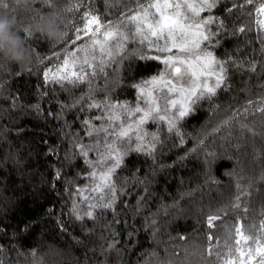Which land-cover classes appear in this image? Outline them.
Instances as JSON below:
<instances>
[{
    "label": "trees",
    "instance_id": "1",
    "mask_svg": "<svg viewBox=\"0 0 264 264\" xmlns=\"http://www.w3.org/2000/svg\"><path fill=\"white\" fill-rule=\"evenodd\" d=\"M152 1L8 0L12 9H0L33 53L26 66L0 59V264H258L264 255V0L206 9L203 45L225 66L213 95L119 136L120 108L136 104L163 52L134 23L103 53L79 30L89 12L118 25ZM50 16L58 44L39 32ZM70 57L77 68L94 57L104 70L83 65L82 80H52Z\"/></svg>",
    "mask_w": 264,
    "mask_h": 264
},
{
    "label": "rangeland",
    "instance_id": "2",
    "mask_svg": "<svg viewBox=\"0 0 264 264\" xmlns=\"http://www.w3.org/2000/svg\"><path fill=\"white\" fill-rule=\"evenodd\" d=\"M157 2V0L151 3ZM167 3L183 4L185 2L193 3L199 8V0H159L163 5ZM185 17H192L186 20V23L193 24L209 20L211 17L204 10L198 11V14L181 7L179 9ZM175 10L163 9V15L174 17ZM156 9L149 10V21L153 17L160 16ZM264 17V14H262ZM207 25V24H206ZM204 25L200 31L207 32V26ZM196 30L186 29L183 34L179 29L175 35L168 37L167 29L159 37H155V44L163 54H161L162 67L154 75L147 78L141 83L140 89L137 91L136 104L129 107L122 106L118 114L119 120L122 122V128L119 131V136H134L138 134L141 128L151 119L162 118L170 119L178 117L179 112L185 108L190 109L196 95L205 93L204 85L208 87H216V80L220 74V60L215 56L214 52L206 48L203 43L205 40H198L195 35ZM173 42L177 47H173ZM195 42V43H194ZM183 46L185 51H179V47ZM170 49V50H169ZM215 60V63H210L208 56ZM183 61V64L176 63L175 67L181 68V73L177 74L172 66L171 61L165 63V60ZM195 88V92H193ZM201 96V95H200ZM197 99H195L196 101ZM136 109H141L137 112ZM148 114V118L141 122L142 117Z\"/></svg>",
    "mask_w": 264,
    "mask_h": 264
},
{
    "label": "snow or ice",
    "instance_id": "3",
    "mask_svg": "<svg viewBox=\"0 0 264 264\" xmlns=\"http://www.w3.org/2000/svg\"><path fill=\"white\" fill-rule=\"evenodd\" d=\"M216 3V0H199V8H197L196 4L193 3H188L185 2L183 4H175V3H167L165 2L163 5L159 3V0L154 3H148V4H138V7L135 11V14H133V10H130L129 13L126 15V19L124 21L119 22L118 25L116 24H109V25H104L102 24L100 18H98L94 13L89 12L86 14L85 17V27L83 29H80L79 31H83L86 34L87 33H92V35L89 37V39L92 40V46L96 47L99 46L100 51L103 53L105 52V45L107 42L114 37L120 36L121 38L123 37V34L120 33L119 28L124 27L125 24L128 23H134L136 26V33L137 35H141L143 39L148 38V34L152 36L159 37L162 35L167 29L168 36L165 37L166 39L168 37H171L175 35V32L177 29L183 32L186 29H195V35L197 36L198 40H208L209 35L206 34V32L200 31V29L208 24L212 23L213 21L211 19L209 20H204L202 22H195L193 24H188L186 23V20L192 19V17H185V15L181 14L179 9L181 7L185 9L191 10L194 15L198 14V11L208 9L210 10ZM246 3H252V0H246ZM0 9L3 11H10L12 9V5L8 2V0H0ZM150 9H156L158 13H161L160 16L158 17H153V20L151 23H149V10ZM163 9H173L175 10L174 12V17H169V16H164L163 15ZM259 12L264 14V5H262L259 9ZM93 25H95V28L93 29ZM103 29V31H101ZM97 35L102 36L103 40L100 39H94L93 37H96ZM195 43V42H194ZM173 47H177L175 42H173ZM170 50V49H169ZM179 51L183 52L185 51V48L183 46L179 47ZM93 57V61H94ZM208 60L210 63H215V60L211 58L210 54L208 56ZM93 61H90L88 59H83L82 64L80 68L76 67V60L73 57H70L69 59H65L64 62L59 66V68L56 70L54 74H52L51 79L56 81V82H61L65 80L69 81H79L84 78L85 74V68L83 65H87L89 68L93 69L92 74H95L96 70L98 69L99 71H103V61H101L100 64H94ZM171 61L172 66L174 67V70L177 74L181 73V68L180 67H175L176 63L183 64V61H176V60H171L169 58L168 60H165V63H169ZM220 68V74L217 77L216 80V86L218 87L220 83L224 80V75H225V66L224 65H219ZM46 78H48V74L46 73ZM195 88H193V92H195ZM204 91H206L209 95H213L215 92V89L213 87H208L207 85H204ZM200 95H203V93H199L196 95L195 99H199ZM195 99L191 101L192 103L195 102ZM137 112L141 111V109H136ZM189 109L185 108L184 110H181L179 112V116L183 117L188 114ZM148 118V114L146 113L144 117H142L141 122L143 120ZM87 123V121H85ZM252 131V134L255 135L254 130ZM142 150V146L138 147L136 151ZM120 160L116 159L114 161V164L119 165ZM105 206H110V205H105ZM88 215H91V213H88ZM79 218V217H78ZM216 219V217H210L209 218V224L211 225L212 220ZM261 227H264L262 225ZM235 232L237 235L240 236V241L237 243H240L241 241L247 242L248 237L241 232L240 228H236ZM253 243H255V236L253 234L252 236ZM251 256L252 253H249ZM258 264H264V255L261 256V259L258 261Z\"/></svg>",
    "mask_w": 264,
    "mask_h": 264
},
{
    "label": "clouds",
    "instance_id": "4",
    "mask_svg": "<svg viewBox=\"0 0 264 264\" xmlns=\"http://www.w3.org/2000/svg\"><path fill=\"white\" fill-rule=\"evenodd\" d=\"M23 29L18 28L11 16L0 14V59L19 66L32 62L33 53L22 35ZM39 32L51 43L58 44L63 39V32L54 17H48Z\"/></svg>",
    "mask_w": 264,
    "mask_h": 264
}]
</instances>
